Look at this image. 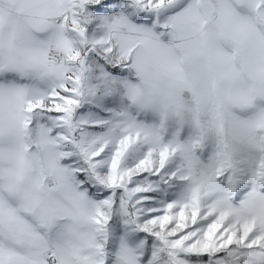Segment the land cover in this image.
<instances>
[{
  "label": "snow or ice",
  "instance_id": "1",
  "mask_svg": "<svg viewBox=\"0 0 264 264\" xmlns=\"http://www.w3.org/2000/svg\"><path fill=\"white\" fill-rule=\"evenodd\" d=\"M0 264H264V0H0Z\"/></svg>",
  "mask_w": 264,
  "mask_h": 264
}]
</instances>
